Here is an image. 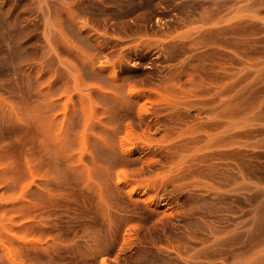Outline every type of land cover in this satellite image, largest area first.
Segmentation results:
<instances>
[{"label":"rangeland","instance_id":"obj_1","mask_svg":"<svg viewBox=\"0 0 264 264\" xmlns=\"http://www.w3.org/2000/svg\"><path fill=\"white\" fill-rule=\"evenodd\" d=\"M0 264H264V0H0Z\"/></svg>","mask_w":264,"mask_h":264},{"label":"bare ground","instance_id":"obj_2","mask_svg":"<svg viewBox=\"0 0 264 264\" xmlns=\"http://www.w3.org/2000/svg\"><path fill=\"white\" fill-rule=\"evenodd\" d=\"M221 242H223V241L221 240ZM221 242H220V241H219V242H216L215 244H213V246H215L216 244L219 245V243H221ZM221 244H222V243H221ZM221 244H220V245H221ZM218 245H217V246H218ZM220 245H219L218 247L222 248L221 246H222V245L225 246L226 244H222L221 246H220ZM213 246H211V247H213ZM208 248H209V247H208ZM222 249H223V248H222ZM206 250H207V249H205L204 252H206ZM219 250H220V249H219ZM223 251H224V250H223ZM223 251L221 250L222 253H223ZM225 251H226V250H225ZM214 252H216V250H215ZM221 252H220V253H221ZM206 253H207V252H206ZM225 253H226V252H225ZM216 254H217V253H215V256H216ZM218 254H219V253H218ZM218 254H217V255H218ZM211 255H212V254H211ZM178 261H179V260H178Z\"/></svg>","mask_w":264,"mask_h":264}]
</instances>
